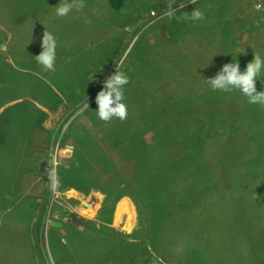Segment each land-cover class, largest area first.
Instances as JSON below:
<instances>
[{"label": "rangeland", "instance_id": "1", "mask_svg": "<svg viewBox=\"0 0 264 264\" xmlns=\"http://www.w3.org/2000/svg\"><path fill=\"white\" fill-rule=\"evenodd\" d=\"M60 3L0 0V43L6 45L0 47V178L10 181L11 191L0 206V264H264V247L258 255L264 243L258 242L264 232V108L249 104L238 90L213 91L206 81L225 64L238 61L244 72L255 54L264 58V0H124L120 10L109 0H84L82 12L58 17ZM167 4L177 11L173 17H162ZM195 9L204 13L203 20L181 18ZM45 31L57 42L55 71H45L33 58L42 51ZM121 60L130 81L124 102L142 115L136 123L147 125L158 109L163 121H172L171 134L206 143L201 153L194 150L199 162L191 170L182 165L185 159L175 160L158 196L151 199L146 191L139 198L131 237L122 232L124 225L114 230L103 222L100 228L89 224L83 210H99L104 195L61 189L80 184L77 175L60 179L55 199L46 173L40 179L32 173L19 176L27 163L22 139L30 129L31 153L44 158H37L38 164L45 159L48 164L52 151L67 148L59 167L69 168V159L81 156L86 130L110 154L108 146L119 136L122 153L134 151L146 126L129 134L123 127L130 116L105 123L95 114L96 96ZM257 79V91H264V69ZM53 83L61 101L50 90ZM46 98L74 107L59 114L57 105L45 119L51 128L40 131L35 123L40 113L31 101ZM87 98L103 134L89 108L78 114ZM152 131L147 126L144 132L150 142ZM96 150L85 145L87 153ZM150 156L159 158L147 154L145 160ZM30 161L33 165V157ZM112 209L100 216L111 217Z\"/></svg>", "mask_w": 264, "mask_h": 264}, {"label": "trees", "instance_id": "2", "mask_svg": "<svg viewBox=\"0 0 264 264\" xmlns=\"http://www.w3.org/2000/svg\"><path fill=\"white\" fill-rule=\"evenodd\" d=\"M109 2L116 10H120L124 5V0H109ZM156 78H158L157 73ZM127 108L130 119L125 122V128L123 127L124 132L129 133L130 129L139 130L141 126L142 128L146 126L144 129L146 131L148 126L153 128V135L151 137L153 138L152 142L148 141L146 136H144L145 131L142 130L140 137L135 140L134 151L129 156H126L120 150V136L115 137L117 138L115 139L116 144L111 143L112 147L108 146L112 151L110 154L105 148H102L94 141L91 137L92 135H90V133H93L90 130L81 131V156L79 158L75 157L74 159H69V168L62 165L58 170L59 180L63 178L62 180L65 181V178L72 175H77V179L81 180L80 184H71L69 182L68 186L64 188L61 187L62 190L71 187L86 195H89L93 190L101 192V194L105 197L103 210H106L107 207H113L114 209L123 197H129L133 200L137 211H139L140 206H142V201H140L139 198L145 194L146 191H148L147 195L151 199L158 196V194L155 193L159 192V189L165 185V182L169 181L168 178H170V176L174 173L172 168L173 165H175V160L185 159L186 162L184 164L182 163V165L187 167L188 170H191L190 168H193L191 166L193 164H198L199 162L197 156L194 155L195 151L201 153L206 145V143L199 144V141L195 137L190 138V136H185V138L182 137L183 139H181V134L177 136L173 133L171 134L169 124L172 121L167 119L163 121L161 119L162 114L158 111V109L155 114L149 115V123H146L147 125H145L143 123H136L137 118L135 117L142 116L141 114H138L141 111H135L136 108H132L130 105ZM89 109L91 111V119H95L96 127L103 134V125H100V121H97V117L92 114L93 108ZM141 110L145 109L141 108ZM37 112H39L40 115L36 116L35 123L36 125H42L47 115L40 109H37ZM182 134L188 135V131L185 130ZM33 135L34 133L32 132V129H30L28 130V134L22 139L26 145L24 154L27 163L24 164L25 166L23 165L21 167L19 176L27 174L31 167L33 168L31 165H27L31 159V148L34 144ZM196 135L197 134H195V136ZM102 137L104 138L103 135ZM102 139L101 142L103 143ZM86 144L92 146L93 149L97 148V154L87 153L85 151ZM175 146L178 147L177 150H175ZM137 150L138 154L136 153ZM191 151H193V154H190ZM29 154L30 156L28 158L27 156ZM112 154H116L119 158H121L123 161L122 165L117 164ZM147 154L158 155L159 158L156 156H150L148 160H145V155ZM137 158L138 160L135 162ZM240 160L243 159L240 158ZM196 174H198V172H196ZM0 182L2 183L0 184V205H3L2 202L4 201V195H9L11 193L10 181L5 180L1 176ZM14 196L15 193L12 190L11 197L15 198ZM103 213H105V211ZM106 227L111 229V227ZM258 228L261 230V227L259 226H256L254 230L258 231ZM247 236H251V233H249L248 230ZM262 239H264V232L258 242ZM262 245V249L258 254L260 256H263L261 251L263 250L264 243ZM255 259L258 261L256 256Z\"/></svg>", "mask_w": 264, "mask_h": 264}, {"label": "clouds", "instance_id": "3", "mask_svg": "<svg viewBox=\"0 0 264 264\" xmlns=\"http://www.w3.org/2000/svg\"><path fill=\"white\" fill-rule=\"evenodd\" d=\"M85 7L86 5L84 3V0H61V3L55 7V14L58 17H66L74 9L78 12H82ZM256 7L259 8L260 6L257 5ZM180 8H184V4H180ZM175 13H177V11L174 9L173 4H167V10L162 13V17H173ZM153 15H155V13H153ZM181 18L186 20L191 19L193 21H199L203 20L205 17L202 11H200L199 9H195L190 14L185 13ZM85 22H88L86 18ZM56 48L57 42L54 35L49 31H45L42 38V51L38 55L33 57L37 64L41 66L45 71H55ZM122 64L123 60L120 61L119 65H116V72L106 78L102 90L99 91L95 99V103L98 106L95 114L99 120L105 123L110 122L113 118L119 119L121 122H123L127 119L128 116V108L126 103L124 102V88L130 81L126 73L121 71L120 66ZM262 69H264V58H262L259 54H255L254 60L248 63L244 72H241L239 62L235 61L225 64L215 77L210 78L206 81L213 91L231 92L233 90H238L245 97H247L249 104L259 105L261 108H264V91H257L256 87V81L258 80L257 77L261 74ZM55 89H57L56 86L54 90ZM52 93L58 95V101L62 100L59 93ZM37 101H39L40 103H37L36 101H31V103L33 102L34 106L36 105L38 109L46 114L45 109L49 110V108L44 105L45 99ZM20 103L21 101L17 104ZM49 103L50 100H47V104ZM70 103L71 102L69 101H65V112L66 109L69 110V105L73 106L72 103ZM54 105H59L61 108L63 106L61 102L54 103ZM88 108L89 103L87 98L82 106L79 107L78 114H82ZM64 114L65 113L61 114V116ZM71 114L69 115L71 118L76 115V113H73V111ZM45 122L46 120L42 125H38L39 130L44 131ZM68 123L69 121L66 117L61 124L66 126ZM45 131L48 130L45 129ZM67 151V148H57L56 150L52 151L50 160L48 161L49 167L46 170V174L49 180V191L53 199L60 195L59 189L61 185L58 175V167L60 166V158Z\"/></svg>", "mask_w": 264, "mask_h": 264}, {"label": "crops", "instance_id": "4", "mask_svg": "<svg viewBox=\"0 0 264 264\" xmlns=\"http://www.w3.org/2000/svg\"><path fill=\"white\" fill-rule=\"evenodd\" d=\"M1 45H0V47H2V49H4L5 48V42H4V40L0 43ZM54 88H55V83H53V85L51 86V91L52 92H55V93H60L57 89H55L54 90ZM15 101H17V100H19V101H21V99H14ZM14 100L12 101V102H14ZM47 100H49L48 98L45 100V104L44 105H46L48 108H49V110H46L45 109V111H46V114H50V115H53V112H54V110L56 109V107L57 106H55L54 104H52L51 102L49 103V104H47ZM78 101V100H77ZM32 105H31V108H33V102L31 103ZM35 107L38 109V107L35 105ZM62 111H64V107L62 106V108L61 107H59L56 111H55V113H58L59 112V114H60V112H62ZM80 126H81V124H80ZM51 127H49L48 125H47V122H45V129H50ZM40 131H43V130H40ZM41 134V136H43V133H40ZM80 137V136H79ZM78 137V138H79ZM78 138H76V139H78ZM35 145H36V142H35ZM29 156H30V154L27 156L28 158H29ZM43 155H37V156H33L32 155V153H31V157H33V165H32V162L29 160V162H28V164L27 165H31V166H33V168L31 167V169L28 171V173H32L33 175H35L36 177H37V179H40V174L41 173H46V170H47V168L49 167V164H46L45 163V161H46V159L43 161V163L41 162L40 164H38V162H36V159L37 158H42V159H44L43 157H42ZM40 161V160H39ZM45 165H47V166H45ZM33 171V172H32ZM41 179H43V178H41ZM74 190V189H73ZM94 191V190H93ZM93 191H91L90 192V194L93 192ZM79 193H81V192H79ZM89 194V195H90ZM85 196H86V194H84ZM89 195H87V196H89ZM103 196V195H102ZM104 197V196H103ZM125 198H129V197H123L118 203H117V205L115 206V208L113 209V212H112V216L110 217V216H106V217H104V216H102V218H101V213H102V211H103V207H104V201H105V197H104V199L101 201V206H100V209L99 210H97V214H96V216L95 217H93V218H89V219H87L88 221H89V224L91 225V226H96L97 228H100L101 227V225H100V223L99 222H103V223H105V224H107L106 226H108V227H111V228H113L114 230H118V229H120L121 228V226L123 227V225H125L127 222V216H124L123 217V220H122V222H121V224H120V226H119V228L116 226V219H117V216H116V214H117V206H119V204L125 199ZM129 199H131V198H129ZM131 201H133L132 199H131ZM1 206V205H0ZM137 220H138V212H137V208H136V218H135V224H137ZM135 226L136 225H134L133 226V229L132 230H126V231H122V232H124V233H126V236H129V237H131V236H134L135 235V232H136V230L137 229H135ZM79 229H80V227H78ZM122 230H125V229H123L122 228ZM129 231V232H128ZM119 232V231H118Z\"/></svg>", "mask_w": 264, "mask_h": 264}, {"label": "bare ground", "instance_id": "5", "mask_svg": "<svg viewBox=\"0 0 264 264\" xmlns=\"http://www.w3.org/2000/svg\"><path fill=\"white\" fill-rule=\"evenodd\" d=\"M19 25V24H18ZM17 25V26H18ZM29 26V25H28ZM32 26V24H31ZM11 27V26H10ZM14 28V27H13ZM12 28V29H13ZM15 30V29H14ZM8 32V31H7ZM12 33V32H11ZM8 36V35H7ZM17 36V35H16ZM206 86V85H205ZM200 106V105H199ZM73 123V122H72ZM213 195V194H211ZM101 205V204H100ZM99 206V205H98ZM97 208H93L92 206L89 207V209H84V214L88 217V218H92L96 216V212H97ZM117 219H116V226H120L123 217L127 216V223L124 225V228L126 230H132L133 226L136 225L135 223V218H136V206L134 204L133 201H131V199L129 198H125L120 204L119 206H117ZM129 232V231H128Z\"/></svg>", "mask_w": 264, "mask_h": 264}, {"label": "built area", "instance_id": "6", "mask_svg": "<svg viewBox=\"0 0 264 264\" xmlns=\"http://www.w3.org/2000/svg\"><path fill=\"white\" fill-rule=\"evenodd\" d=\"M63 156H64V155H63ZM63 156H62V157H63Z\"/></svg>", "mask_w": 264, "mask_h": 264}]
</instances>
